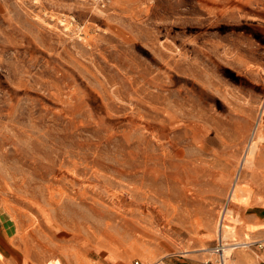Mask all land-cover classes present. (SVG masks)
Wrapping results in <instances>:
<instances>
[{"label":"rangeland","instance_id":"obj_1","mask_svg":"<svg viewBox=\"0 0 264 264\" xmlns=\"http://www.w3.org/2000/svg\"><path fill=\"white\" fill-rule=\"evenodd\" d=\"M259 159L264 0H0V264L254 241Z\"/></svg>","mask_w":264,"mask_h":264},{"label":"crops","instance_id":"obj_2","mask_svg":"<svg viewBox=\"0 0 264 264\" xmlns=\"http://www.w3.org/2000/svg\"><path fill=\"white\" fill-rule=\"evenodd\" d=\"M258 163L264 165L262 159H259ZM262 171L264 172V169ZM239 215L241 222L238 227V236L244 239L251 237L254 241L264 240V189L255 192L248 205L239 207ZM212 257L210 251L206 250L187 256H176L169 259L168 264H203ZM230 258V264H262L264 262V247H237L233 250Z\"/></svg>","mask_w":264,"mask_h":264},{"label":"built area","instance_id":"obj_3","mask_svg":"<svg viewBox=\"0 0 264 264\" xmlns=\"http://www.w3.org/2000/svg\"><path fill=\"white\" fill-rule=\"evenodd\" d=\"M229 213H228V205L223 204L222 208L220 209L219 218H218V224H217V238L216 242L213 246L209 247V251L212 254V258L206 260L203 264H229V258L231 256V252H227L229 249L234 250L237 247H251L256 246L258 248L264 247V240H258V241H248L245 243H238V242H229L227 239V236L224 235V228H226L228 220ZM223 231V232H222ZM133 264H165L163 260H156L151 263H145L139 259H136L133 261ZM264 264V262H262Z\"/></svg>","mask_w":264,"mask_h":264},{"label":"bare ground","instance_id":"obj_4","mask_svg":"<svg viewBox=\"0 0 264 264\" xmlns=\"http://www.w3.org/2000/svg\"><path fill=\"white\" fill-rule=\"evenodd\" d=\"M253 144H254V143H253ZM253 144H252V145H253ZM252 145H251V146H252ZM252 153H253V152H252ZM251 155H252V154H251ZM246 156H247V155H246ZM249 163H250V162H249ZM239 172H240V170H239ZM239 172H238V174H239ZM233 190L236 191L237 189L235 188V189H233ZM233 193H234V191H233ZM235 194H237V193H235Z\"/></svg>","mask_w":264,"mask_h":264}]
</instances>
